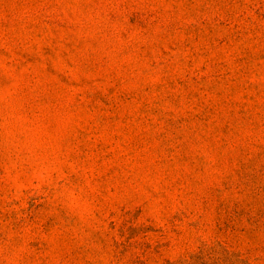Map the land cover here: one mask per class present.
<instances>
[{
	"label": "rangeland",
	"instance_id": "obj_1",
	"mask_svg": "<svg viewBox=\"0 0 264 264\" xmlns=\"http://www.w3.org/2000/svg\"><path fill=\"white\" fill-rule=\"evenodd\" d=\"M0 264H264V0H0Z\"/></svg>",
	"mask_w": 264,
	"mask_h": 264
}]
</instances>
